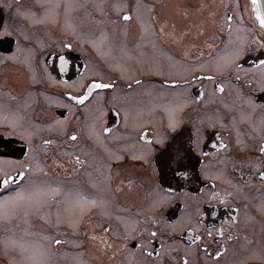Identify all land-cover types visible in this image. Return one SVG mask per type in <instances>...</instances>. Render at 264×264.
<instances>
[{
  "label": "flooded vegetation",
  "instance_id": "flooded-vegetation-1",
  "mask_svg": "<svg viewBox=\"0 0 264 264\" xmlns=\"http://www.w3.org/2000/svg\"><path fill=\"white\" fill-rule=\"evenodd\" d=\"M72 1L0 0V264H264V30L250 1L222 3L184 46L158 0L151 31L131 0L111 48L82 42ZM150 34L158 44H140Z\"/></svg>",
  "mask_w": 264,
  "mask_h": 264
},
{
  "label": "rangeland",
  "instance_id": "rangeland-1",
  "mask_svg": "<svg viewBox=\"0 0 264 264\" xmlns=\"http://www.w3.org/2000/svg\"><path fill=\"white\" fill-rule=\"evenodd\" d=\"M46 1V0H45ZM131 0H73L70 5V14L72 13V9L75 7L77 10H80L79 15V31L82 42L85 40H89L96 44L99 48L104 46L103 40L105 41V46L111 48L112 45L118 44L119 47H123L124 44L121 43L119 37V31L128 29L129 24L122 22V13L121 11L128 6V2ZM160 9V16L161 19L167 23V27L164 26L165 29L175 27V31L178 32L177 38L180 43L177 45H184V46H191L197 44L203 37L204 32L203 30H210L214 27L216 28V20L221 18L222 13L225 11L223 10L222 3H228L229 0H158ZM134 7L137 9V16L140 17V20L143 23V29L145 31H151V26L148 21V14L152 7L151 3H148L146 0H132ZM12 7L16 9V13H20L22 10L20 7V3L13 4ZM19 7V9L15 8ZM54 10L57 13L56 3H48L47 13ZM31 17L30 14L24 13ZM16 14L9 15L8 24L6 25L9 27L16 26ZM52 20L58 19V14L50 17ZM35 18V17H34ZM36 21H40L41 19H33ZM35 21V22H36ZM215 25V26H214ZM214 26V27H213ZM234 31H236V36L233 38L230 45L237 46L240 49L241 45H243L246 34H244L246 30L245 26L240 25V22L237 21L235 25ZM17 31V30H16ZM101 31V33H99ZM105 31H113L112 35L109 36ZM18 32V31H17ZM94 32L97 33L94 38ZM19 34V32H18ZM21 34L23 37L39 39L35 34L30 32H26L21 30ZM152 39L148 41L146 37L144 41L140 44L143 45H156L158 44L155 37L152 36L154 34H150ZM93 39V40H92ZM40 40V39H39ZM97 41H100L98 43ZM46 42H48L46 40ZM41 43V40H40ZM19 48L23 50V56L25 55L23 60H29L30 55L34 52V50L28 46L23 44L19 45ZM104 53L107 51L103 50ZM126 55L136 56L134 52L124 50ZM141 53L143 51H140ZM160 53H165L164 50H161ZM170 61L172 57H169ZM156 64H159L158 61H154ZM123 63L125 66V62H118ZM173 64V62H172ZM160 65V64H159ZM176 67H181L180 62H174ZM193 68V67H192ZM191 68V69H192ZM27 77V76H25ZM28 78V77H27ZM185 101V100H184ZM185 105V102H182ZM176 108H180V104H176ZM28 130V129H27ZM34 132V131H33ZM38 189V187L36 188ZM41 190L44 188L41 186ZM53 190L56 187L52 188ZM57 189L55 190V192ZM56 194V193H51ZM17 199V198H16ZM50 199L47 198V202ZM70 206L65 207V211L68 212L70 210ZM9 211L3 212L0 214V218H10ZM8 238H12L11 235H6ZM45 238V237H44ZM34 264H36L34 262Z\"/></svg>",
  "mask_w": 264,
  "mask_h": 264
},
{
  "label": "water",
  "instance_id": "water-1",
  "mask_svg": "<svg viewBox=\"0 0 264 264\" xmlns=\"http://www.w3.org/2000/svg\"><path fill=\"white\" fill-rule=\"evenodd\" d=\"M253 16L257 20L258 24L264 28V0H251ZM3 11L0 8V27L3 22ZM182 134H178L172 142H176L180 139ZM178 181H174L177 183Z\"/></svg>",
  "mask_w": 264,
  "mask_h": 264
}]
</instances>
